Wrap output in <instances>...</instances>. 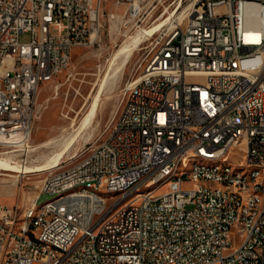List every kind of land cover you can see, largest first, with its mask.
<instances>
[{"label": "built area", "instance_id": "built-area-1", "mask_svg": "<svg viewBox=\"0 0 264 264\" xmlns=\"http://www.w3.org/2000/svg\"><path fill=\"white\" fill-rule=\"evenodd\" d=\"M159 1L115 0L122 20L167 23L147 38L106 135L48 170L22 213L0 204V264H264V169L231 178L187 164L195 177L126 211L87 194L36 210L79 183L145 186L189 151L264 158V0H186L182 15L184 0ZM104 3L0 0V155L30 144L41 86L97 41Z\"/></svg>", "mask_w": 264, "mask_h": 264}, {"label": "rangeland", "instance_id": "rangeland-1", "mask_svg": "<svg viewBox=\"0 0 264 264\" xmlns=\"http://www.w3.org/2000/svg\"><path fill=\"white\" fill-rule=\"evenodd\" d=\"M171 1L162 0L165 5ZM187 4L188 2L184 0L180 13ZM112 13L118 16L115 20L110 19ZM124 14L125 7L117 5L115 0H105L102 26L97 41L87 47L76 48L69 68L51 83L41 86L37 96L39 112L33 125L30 144L22 149L5 151L0 155V160L19 168L36 167L44 165L50 158L62 153L60 162L63 163L55 168L58 170L79 161L80 153L86 146L106 135L123 97L124 88L136 74V66L149 45V40L146 39L153 34L155 31L153 28L156 27L152 26L154 18L150 20L148 26L142 21L122 20ZM166 17L167 15L160 20H165ZM144 30L146 31L144 42H141L132 55L121 78L113 81L112 74L118 64L115 60L117 51L131 43L132 39ZM29 39V34L21 35V41ZM97 99L98 108L91 119V124L86 128H80L83 118L91 111ZM52 139L58 141L57 146L39 147L41 143ZM227 158L232 160L235 166L245 165V162L239 163L231 159V156ZM47 172L48 170L23 173L0 169V204L16 207L18 212L22 213L39 193ZM174 183L176 182L171 181L158 188V191L170 188ZM51 199L52 195L44 193L40 197L39 205Z\"/></svg>", "mask_w": 264, "mask_h": 264}, {"label": "bare ground", "instance_id": "bare-ground-1", "mask_svg": "<svg viewBox=\"0 0 264 264\" xmlns=\"http://www.w3.org/2000/svg\"><path fill=\"white\" fill-rule=\"evenodd\" d=\"M179 15H182V12ZM167 20L168 19L160 20L158 23L153 24L152 26H156L153 28V30H155L153 34L161 29L167 23ZM145 33V30L140 32L132 39L133 41H131V43L117 51L115 60L118 61V64L112 74L113 81H116V79L123 74L132 55L140 46L141 42H144L146 38ZM97 108L98 99L93 103L91 111L83 118L80 128H86L91 124V119L96 114ZM57 142L58 141L55 139L47 140L41 143L39 147L48 148L58 144ZM228 156H231L230 153L207 154V152L189 151L185 154L184 161L178 162V170H174L172 173H161V177L153 178V180L148 182L145 186L134 187V185H127L120 188L108 189L91 183H79L75 186H67L59 192L52 194V199L42 205H39V202H37L36 210H46L47 207L60 208L64 205L65 200H73L74 197L87 194L93 198L101 199V203H109V201L118 199L119 211H126L128 208L132 207L134 200L156 196L158 188L171 181L178 183L184 177H195V169L217 171V177H224V171H228L230 172L231 178H245V172H247V177H257V172L264 169V158H257V160L252 163L245 162V165L240 164L235 166L233 161L227 158ZM61 157L62 153L53 156L42 166H26L24 168L11 166L8 162L0 160V169L3 171L13 170L23 173L46 171L61 166L63 163L60 162ZM187 164H192L195 169H187ZM17 177L16 175L15 178ZM256 198L264 200V188H259V191H256ZM257 259H264V251H257Z\"/></svg>", "mask_w": 264, "mask_h": 264}]
</instances>
